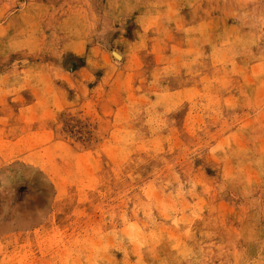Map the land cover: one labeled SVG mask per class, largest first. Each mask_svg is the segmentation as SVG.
<instances>
[{
  "label": "rangeland",
  "instance_id": "rangeland-1",
  "mask_svg": "<svg viewBox=\"0 0 264 264\" xmlns=\"http://www.w3.org/2000/svg\"><path fill=\"white\" fill-rule=\"evenodd\" d=\"M0 264H264V0H0Z\"/></svg>",
  "mask_w": 264,
  "mask_h": 264
}]
</instances>
